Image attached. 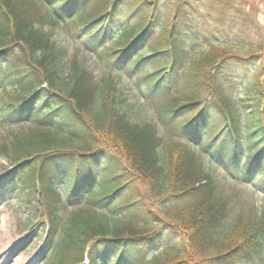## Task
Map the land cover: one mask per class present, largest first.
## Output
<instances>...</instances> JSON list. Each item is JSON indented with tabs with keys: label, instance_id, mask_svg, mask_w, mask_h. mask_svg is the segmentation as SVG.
<instances>
[{
	"label": "trees",
	"instance_id": "16d2710c",
	"mask_svg": "<svg viewBox=\"0 0 264 264\" xmlns=\"http://www.w3.org/2000/svg\"><path fill=\"white\" fill-rule=\"evenodd\" d=\"M260 7L0 0L1 93L12 85L10 100L0 98V129L30 130L0 142L12 165L0 199L16 195L26 229L43 232L49 264H201L204 254L209 264H244L264 254V223L228 230L219 189L264 194V40L247 55L219 45L237 27L254 28ZM30 11L82 38L110 75L73 65L66 81L65 50L38 37ZM123 75L141 87L152 120L129 115Z\"/></svg>",
	"mask_w": 264,
	"mask_h": 264
},
{
	"label": "rangeland",
	"instance_id": "374dc122",
	"mask_svg": "<svg viewBox=\"0 0 264 264\" xmlns=\"http://www.w3.org/2000/svg\"><path fill=\"white\" fill-rule=\"evenodd\" d=\"M256 2L261 6L256 26L247 30L237 27L229 36L222 37L219 45L223 44V46L231 47L240 55H247L253 46L262 45L261 43L264 40V0H256ZM40 6L43 8V5ZM42 17L43 15L40 13L30 11V26L34 30H38V37L49 36L51 42L55 43V48L60 47L65 50L59 56L58 64H60L61 74L66 81L71 78L73 65L86 68L93 67L94 71L100 76L106 77L110 75L104 66H100L96 62L94 55L86 52V45L82 38L72 37L67 39L70 32H63L58 27L52 28ZM148 46L149 44L144 45L142 52L148 50ZM208 48H210L209 45H204V43L198 45V49L201 50H208ZM117 82L121 86V92L125 94L124 97L127 99L126 103L128 104V112L131 118L136 122L152 120L153 114H151L148 105L143 103L141 87L137 85L134 78L123 75L118 77ZM8 88L5 93H1L0 90V98L4 101L10 100L12 95L10 93L12 85L9 84ZM244 90V85H242L233 88L231 93L235 99H238L242 96ZM29 131L28 127L20 126L0 129V142L11 145L13 143L12 138L15 135H19V133L27 135ZM99 145L101 146V144ZM70 147L76 148V145L73 144ZM11 169V163L7 161L5 156L0 155V177L8 175ZM219 189L229 207V215L225 224L227 228H231H228V230L233 231L240 228L242 231H249L259 228V225L264 223V194L256 193L250 187L242 185H238L234 189L229 187V185H221ZM143 191L146 192L145 189ZM15 196L12 195L0 199V264H49L50 251L46 252V254L43 253L45 248L43 245L44 240L42 239L43 232L38 231L31 235L26 229L28 216L22 210L20 202L13 199ZM205 250L206 253L208 247ZM206 258L204 254L197 259L201 261V264H209L208 261H205ZM244 264H264V254Z\"/></svg>",
	"mask_w": 264,
	"mask_h": 264
}]
</instances>
